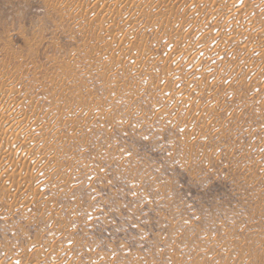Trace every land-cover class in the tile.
Wrapping results in <instances>:
<instances>
[{"label":"rangeland","instance_id":"1","mask_svg":"<svg viewBox=\"0 0 264 264\" xmlns=\"http://www.w3.org/2000/svg\"><path fill=\"white\" fill-rule=\"evenodd\" d=\"M0 134V264H264V0H0Z\"/></svg>","mask_w":264,"mask_h":264},{"label":"bare ground","instance_id":"2","mask_svg":"<svg viewBox=\"0 0 264 264\" xmlns=\"http://www.w3.org/2000/svg\"><path fill=\"white\" fill-rule=\"evenodd\" d=\"M9 122H10V121H9ZM11 122H12V121H11ZM0 135H1V134H0ZM16 138H17V136H16ZM4 152H5V151H4ZM2 162H3V161H2ZM21 170H22V169H21ZM21 170H20V171H21ZM16 172H17V171H16ZM14 173H15V172H14ZM17 173L19 174V172H17ZM8 174H9V173H8ZM18 174H16V175H18ZM4 175H5V174H4Z\"/></svg>","mask_w":264,"mask_h":264}]
</instances>
